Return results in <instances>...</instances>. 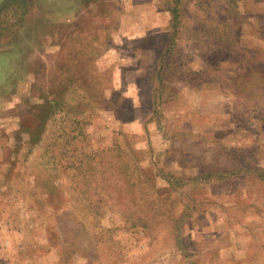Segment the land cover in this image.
Listing matches in <instances>:
<instances>
[{"label": "rangeland", "instance_id": "rangeland-1", "mask_svg": "<svg viewBox=\"0 0 264 264\" xmlns=\"http://www.w3.org/2000/svg\"><path fill=\"white\" fill-rule=\"evenodd\" d=\"M0 264H264V0H0Z\"/></svg>", "mask_w": 264, "mask_h": 264}]
</instances>
